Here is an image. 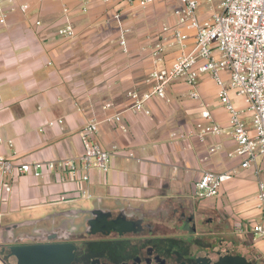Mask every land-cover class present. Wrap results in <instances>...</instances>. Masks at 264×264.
Instances as JSON below:
<instances>
[{"label": "crops", "instance_id": "1", "mask_svg": "<svg viewBox=\"0 0 264 264\" xmlns=\"http://www.w3.org/2000/svg\"><path fill=\"white\" fill-rule=\"evenodd\" d=\"M198 1L204 20L221 9L223 0ZM84 4L83 0H3L7 17L0 22V136L13 144L1 143L0 154L32 164L77 157L83 151L81 130L91 120L99 126L95 141L114 153L109 171L93 169L88 182L47 168L38 177L0 172V264H8L2 253L11 243L8 238L34 224L49 226L47 220L56 215L87 212L99 201L106 207L131 203L155 208L163 202L194 200L195 185L205 170H235L218 196L204 200L205 206L221 214L211 202L227 191L237 202L239 219L251 220L258 214L261 221L251 224L264 222L258 199L264 162H259L262 170L256 176L253 168L241 166L240 158L228 155L235 148L229 133L208 135L204 141L192 133L203 121L201 101L208 103L216 122L229 125L210 75L201 78L202 100L191 98L190 86L176 80L167 86L168 100L146 102L150 114L130 108L128 93L152 86L149 74L161 60L155 59L151 48L163 26L176 23L173 9L179 0H156L145 9L124 0H87L86 12ZM67 25L74 28V36L59 34ZM123 27L130 28L124 45ZM176 55V47L168 46L164 65ZM236 101L245 109L241 98ZM244 118L251 127V114L246 111ZM61 196L67 200L60 201ZM86 199L87 206H80ZM251 224L234 227V236L241 244H246L241 238H250L264 264V238L252 232Z\"/></svg>", "mask_w": 264, "mask_h": 264}, {"label": "built area", "instance_id": "2", "mask_svg": "<svg viewBox=\"0 0 264 264\" xmlns=\"http://www.w3.org/2000/svg\"><path fill=\"white\" fill-rule=\"evenodd\" d=\"M109 2V0H104ZM129 6L148 8L156 0H124ZM82 11H87V0ZM173 9L176 23L165 24L158 41L153 44L151 53L155 59L164 60L168 46L176 47L177 55L163 68H154L149 74L152 86L144 91L128 93L132 100L131 109L150 114L146 102L153 98L168 100L167 86L182 80L190 86V96L202 100L199 85L203 75L212 77L218 87V99L229 114V125L225 127L214 120L208 103L201 101V118L193 135L204 141L208 135L229 133L235 141V148L229 152L232 158H240L243 168H253L260 176L259 162H264V0H223L220 10L206 19L198 13V0H179ZM28 5H23L26 9ZM67 10V9H65ZM7 13L0 0V22L6 21ZM130 28L123 27L120 43H126ZM62 36L72 37L75 30L71 25L59 29ZM241 98L245 109H241L236 99ZM251 114L252 126L249 127L244 113ZM109 119H112L109 118ZM117 120L120 117H116ZM62 122V120H60ZM99 130L98 122L89 121L81 130L82 153L73 158L52 160L47 163H18L0 154V172L3 175L32 173L42 176L48 170L67 171L72 180L88 182L93 169L108 172L111 168L113 151L103 148L95 135ZM13 141L0 136V144ZM212 147L210 151H215ZM235 170L215 172L205 170L195 185L197 198L218 196L223 184L233 178ZM10 191L11 186L5 185ZM87 195V191L83 190ZM258 199L264 208V180H258ZM67 200L61 196L60 201ZM253 233L264 238V222L250 226Z\"/></svg>", "mask_w": 264, "mask_h": 264}, {"label": "flooded vegetation", "instance_id": "3", "mask_svg": "<svg viewBox=\"0 0 264 264\" xmlns=\"http://www.w3.org/2000/svg\"><path fill=\"white\" fill-rule=\"evenodd\" d=\"M163 202L151 208L131 203L56 215L49 226L32 225L13 244L70 243L71 259L56 264H211L220 252L243 253L234 224L204 200ZM37 224V223H36ZM9 233H13L10 230ZM262 264V257L257 258Z\"/></svg>", "mask_w": 264, "mask_h": 264}, {"label": "water", "instance_id": "4", "mask_svg": "<svg viewBox=\"0 0 264 264\" xmlns=\"http://www.w3.org/2000/svg\"><path fill=\"white\" fill-rule=\"evenodd\" d=\"M13 227H18L15 224ZM70 243H24L13 244L3 248L8 264H56L72 258L73 249ZM219 260L211 264H260L253 255L233 251L227 254L221 251Z\"/></svg>", "mask_w": 264, "mask_h": 264}, {"label": "rangeland", "instance_id": "5", "mask_svg": "<svg viewBox=\"0 0 264 264\" xmlns=\"http://www.w3.org/2000/svg\"><path fill=\"white\" fill-rule=\"evenodd\" d=\"M157 67L159 68V69H161V68H163L164 67V62L163 61H159L158 62V65H157ZM226 193H227V191L226 192H224L223 194H222V196L224 195L226 198H224V199H219V198H221V197H219V198H214V199H212L213 201L211 202V206H214V208H219L220 209V212H221V214H222V212H223V216H224V218L227 220V221H229V219L228 218H230L231 220H232V222H234L235 223V229H239V226H240V224L241 225H243V224H251V220L252 221H261V215H259L258 216V214H255L254 216H253V219H251V220H247L246 219V217L245 218H240L239 219V217H237L238 215V211H237V209H238V205H237V202L236 201H234L233 199H230L229 197V195H226ZM88 202H89V200H82L81 202H79V204H80V206H84V207H86L87 206V204H88ZM256 207H257V209H259V207H258V205H256ZM249 222V223H248ZM255 223V222H254ZM253 224V223H252ZM233 227V228H234ZM244 239H246V238H241V240L243 241V242H245L246 244H248L249 245V247H247V246H245L244 245V247H243V249H246V251L245 252H243V253H241V254H246V255H253V256H255L256 258H258L259 256H258V254H256V250L257 249H255L253 246H251L250 245V243H249V241L251 240L250 238H248L247 240H244ZM251 242V241H250ZM253 244V243H252Z\"/></svg>", "mask_w": 264, "mask_h": 264}]
</instances>
